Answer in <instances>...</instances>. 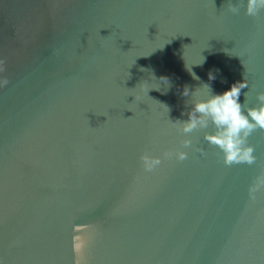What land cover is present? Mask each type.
Listing matches in <instances>:
<instances>
[{
	"label": "water",
	"instance_id": "1",
	"mask_svg": "<svg viewBox=\"0 0 264 264\" xmlns=\"http://www.w3.org/2000/svg\"><path fill=\"white\" fill-rule=\"evenodd\" d=\"M227 2L0 0V264H264V191H247L264 132L255 165L226 167L172 123L204 83L245 78L249 107L264 92V10ZM177 148L188 159L143 171Z\"/></svg>",
	"mask_w": 264,
	"mask_h": 264
},
{
	"label": "clouds",
	"instance_id": "2",
	"mask_svg": "<svg viewBox=\"0 0 264 264\" xmlns=\"http://www.w3.org/2000/svg\"><path fill=\"white\" fill-rule=\"evenodd\" d=\"M241 7L244 8L246 16L256 18L264 10V0H236L234 3L232 0H228L226 4L227 11L233 15L238 14ZM5 71L6 59L0 58V73ZM189 72L191 73V70ZM192 75L194 79H199L194 73ZM159 79L170 83L166 77ZM208 79L211 81L215 77L209 73ZM8 83L6 77L0 79V88L7 86ZM204 84L206 85L204 98L193 99L190 109L186 113H181V115H187V120L172 121L177 131L186 137L180 141L181 147L203 155V148L195 147L193 141L187 138L195 132L203 131V139L219 150L218 155L224 166L255 165L257 163V158L254 155L255 148L249 144L248 140L256 131L264 132V92L256 93L258 103L256 106L249 107L247 93H244V103L239 102L241 90L249 87L245 78L233 83L228 90L221 94H214L210 85ZM190 91L189 87L185 86L181 95L189 97ZM191 93L193 97L197 95L195 90ZM167 109L169 112L170 109L168 107ZM208 129L211 131H207ZM173 158L177 162L185 161L188 159V152L177 148L164 151L160 156L145 153L140 156V161L143 171L150 173L156 170L163 161ZM247 191L251 201L256 200L257 193L264 191V170L252 179Z\"/></svg>",
	"mask_w": 264,
	"mask_h": 264
}]
</instances>
